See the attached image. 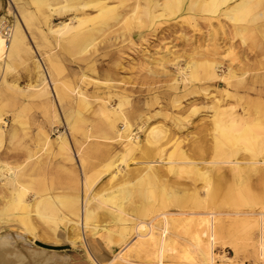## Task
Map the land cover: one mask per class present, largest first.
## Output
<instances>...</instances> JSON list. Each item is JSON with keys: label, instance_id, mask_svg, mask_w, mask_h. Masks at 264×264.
<instances>
[{"label": "bare ground", "instance_id": "1", "mask_svg": "<svg viewBox=\"0 0 264 264\" xmlns=\"http://www.w3.org/2000/svg\"><path fill=\"white\" fill-rule=\"evenodd\" d=\"M67 1L76 2L70 9L83 11L93 8L95 14L91 16L83 11V14L74 13L68 20H61L57 24L46 23L48 31H39V42L36 43L38 47H44L40 51L46 67L39 56L35 58L33 55L35 49L26 40L23 30L25 24L31 26L29 21L33 11H29L27 4L21 0H14L16 14L0 6V26L5 21L12 22L8 25L9 34L0 30V72L4 77L15 62H22L30 81L26 89H22L5 80L0 86V101H7L8 90H11L9 96L15 103L18 96L22 98L20 105L37 101L42 104L48 123L60 122L53 101L49 98V80L55 98L64 106L63 118L70 136L74 132L82 136V140L72 137L79 148L78 162L82 168V175L79 176L72 165L74 157L64 133H59L56 142L52 143L49 135L39 129L35 137L38 143L30 145L25 142L27 119L13 113L11 128L4 131V112L0 108V148L5 139L9 141L8 148L0 151V222L6 223L0 228L7 227L0 232V264H61L58 256L52 254L55 248L37 243L57 246V243L40 240L51 237L45 235L44 231L40 232L35 219H47L50 232L55 236L63 237L55 234L63 225L74 236V241H80L81 229L87 228L94 233L100 231L108 247L112 241L121 243L120 249L110 255H91L90 264H243L232 260V257H219L214 252L218 241L223 243L231 223L241 222L245 225V233L253 229L257 231V238L249 237L248 244L256 260L264 264V142L255 141L247 146V139L241 138L244 133L242 129L247 127L245 124L254 120H249V117L264 113V70L259 71L257 66L258 71L249 79L244 77L245 72L235 75L232 66L244 68V59L236 57L238 52L229 47L223 49L224 44L216 41H211L210 47L199 50L200 55L206 56L199 62L183 64L176 60L178 56H171L173 51L169 49L157 56H145L150 58L146 64L147 72H154L152 64L161 67L163 73L167 71V65H172L174 76L171 78V88L177 89L182 83L184 90H187L195 81L202 85L200 90L211 98L208 108L213 111L216 142L205 146L200 143L201 139L192 138V142L190 140L187 145L195 153L211 151L226 158L195 161L189 158L182 139L175 137L167 128L149 123L152 115L141 119L137 128L143 132V138L133 132L130 113L122 108L129 102L126 96H117V106L113 107L108 103L109 95L112 94L88 96L76 82L63 80L61 56L56 50L57 47L61 48L66 58L81 61L86 69L93 72L96 61L93 57L100 38L112 33L114 39L122 41L127 34H132L134 27L139 30L135 35L141 37L140 29L144 25H154L165 13L173 14L178 8L177 4L184 0H145L143 10L139 0H135L128 9L122 7L123 0H117L115 4L109 3L110 0ZM177 10L186 14V18H194L191 15L195 10L210 12L201 18L209 22L211 35L219 30L224 35L228 34L220 18L224 16L231 24L234 36L239 38L241 51L246 45L248 32L264 37V0H185V5ZM11 14L12 20L9 19ZM111 20H115V24L111 25ZM252 49L256 55L264 54L263 43H255ZM228 53L234 56L231 57L230 65L223 69L217 59ZM256 63L259 65L260 60ZM261 67H264V63ZM79 80L80 83L108 88L116 84L110 75L98 79L95 75H87L84 70L79 72ZM221 81L236 91L252 92L256 98H247L239 114L233 107H223L216 94L208 88V82L219 86ZM222 91L229 94L225 88ZM90 98L94 100L90 101ZM173 102L179 104L178 100ZM89 110L96 118L90 119L85 115ZM197 111L196 107H192L190 112L194 114ZM172 118L175 126L183 127L179 126L183 118ZM118 122L122 123L121 131L117 128ZM258 122L259 119L255 118V123ZM87 138L115 141L119 143V150L112 151L110 146L93 141L83 145ZM52 146L51 155L56 156L57 162L53 169L51 166L55 162L48 157L39 158L38 153L41 150L49 152ZM100 146L105 148L101 149ZM239 146L248 149V160L236 158ZM93 156L103 164L99 171L88 174V160ZM65 162L69 163V167H66ZM121 164L123 170L120 169ZM224 164H228L227 169L222 167ZM55 168L64 171L63 178H58L52 172ZM244 169L249 170L242 176ZM181 171L187 174L191 184H199L205 190L204 193L178 180ZM105 172H108L114 184L100 191L94 190L98 177ZM227 182L232 185L234 182L235 189L228 192L224 200L218 201L222 187ZM252 183L255 187H262L255 196L246 190L247 185ZM179 186H182L179 189L182 193L190 190L191 194L175 193L174 188ZM258 205H261V209L255 211ZM131 211L146 216L147 220L132 217ZM102 216H109L110 222L99 227L97 221ZM181 231H190V240L178 249L176 244L183 238ZM229 248L235 254L239 250L236 244Z\"/></svg>", "mask_w": 264, "mask_h": 264}, {"label": "rangeland", "instance_id": "2", "mask_svg": "<svg viewBox=\"0 0 264 264\" xmlns=\"http://www.w3.org/2000/svg\"><path fill=\"white\" fill-rule=\"evenodd\" d=\"M117 0H110L109 3L115 4ZM161 2L162 0H152ZM22 3H26L28 10L33 11V17L30 22V27L26 24L23 28L26 40L29 42L31 46L35 49L33 50V55L35 58L38 56L41 58L44 67V59L42 58V52L44 47H38L36 43L39 42V31L46 32L47 26L57 24L61 20H68V18L74 13L94 15L95 10L93 8L84 9L83 11H77L76 8H71L72 4H76V2H71L67 0H41V2H36L32 0H21ZM122 7L125 9L131 8V6L135 3V0H123ZM145 0H139L140 8L143 10L145 8ZM178 8H181L185 5V0L180 2ZM1 8L11 10L14 14L17 13L16 3L14 0H0ZM77 6V5H76ZM177 7L173 14L163 15L162 18L157 19L154 25H144L140 32L142 33L141 37H137L135 35L139 31L136 27L131 30L130 35H126L122 41L120 39H114V34L110 33L105 38H100L97 46V51L94 53L95 61V71H91L85 68L84 64L81 61H74L71 57L66 58L65 53L61 48L57 47V52L59 56H61V64L63 66L62 77L63 80H71L76 82L82 91L87 93L88 96L94 95H109L108 103L110 106H117V96H126L129 100L128 103H125L122 108L130 113L129 121L131 123V127L133 132H137V135L140 138H143L144 134L142 131L138 130V126L140 125L141 119L145 116L152 115L149 119V123L160 125L163 128H167L170 132L175 134V137H179L182 139V143H185V148L189 154V158L201 162V161H209V160H220L226 158L224 155H215L212 154L211 151L209 153H195V150L192 147H188L187 142L190 140L192 142V138L201 139L200 142L202 145H211V143L216 142L215 137L217 136V132L214 127V123L212 120V109L208 108V104L210 103V97L205 95L201 88V84L198 82H193L187 90H184L182 83H179L177 89L171 88V78L173 75L174 68L171 64L167 65L166 72H161V67L156 64H152L153 73L147 72L146 64L150 60V58H145V56L153 55L157 56L162 54L165 50H172L173 54L171 56H178L176 60H180L185 64L186 62H196L202 59H205L206 56L200 55L199 50H204L205 47H210L209 44L211 41H216L220 44H224V48L229 47L235 52H238L236 57L243 58L245 62V67L242 69H237L235 66H232L235 71V75H239L242 72H245L244 77L250 78L252 74L257 70V66L260 70H264V67L261 65L264 63V54L256 55L255 50L252 49L255 43H263L264 45V37H260L258 34L253 32H248L246 35V45L242 47L241 51L239 44V38L234 36V31L231 30V24L226 21L224 16H220L223 23L226 25L227 35L223 33L216 32L211 35L209 22L203 20L201 16L209 15L210 12L204 11L202 13L199 10H195L192 12V17H187L186 14H182ZM185 8V7H184ZM183 9V8H182ZM180 13V14H179ZM13 15L11 14L9 19L12 20ZM46 17V20H45ZM214 21V20H213ZM7 25L12 22H3ZM110 24H115V20H111ZM39 27V28H37ZM50 38L52 37L49 34ZM167 47V49L165 48ZM231 47V48H230ZM46 49V48H45ZM167 52V51H166ZM233 53H228L225 57L217 59L222 63L223 69L230 65L232 62L231 57H233ZM147 61L146 63L144 62ZM184 60V61H183ZM260 60L259 65H256V61ZM231 61V62H230ZM40 62V61H39ZM235 64V62L233 61ZM219 68V70H223ZM263 68V69H262ZM199 69V68H198ZM82 70L91 77L97 76L98 79H104L108 75L113 78V81L116 82L115 86L108 88L103 85H95V84H84L80 83L79 80V72ZM9 81L11 84H15L22 89H26V86L30 83L29 76L25 71V66L22 62H15L14 66L11 70L5 73L3 77L0 72V86L5 81ZM48 80V79H47ZM220 83H223L220 84ZM219 86H216V83L208 82V88L210 92L216 94V97L219 98L221 102V106L223 107H233L236 113H240L242 106L245 105L246 99H254L256 95L252 92H243L241 90H234L231 86H227L225 82L221 81ZM47 86L50 89L49 98L53 101V106L56 110L57 116L60 119V122L53 121L52 123H48L44 116V109L42 108V104L37 101H32L26 104H21L22 98L18 96V99L15 101L9 96L12 92L8 90V95L6 100L0 101V108L4 112V121L2 124V129L4 131H8L12 126V115L13 113H17L18 115L27 119L28 124L25 126L27 135L25 136V142L30 145H35L38 143V140L35 141L36 133L39 129L44 130L50 137L53 142H56L57 135L59 133H64L70 143L71 154L74 157L73 167L74 170L79 173V176L82 175V168L78 162V146L76 145L75 140H82V136L80 133L74 132L72 136L75 140L70 136V132L64 123V113L62 104L58 103V100L54 96V92L52 89V83L48 80ZM228 91L229 94H225L222 89ZM117 94V95H115ZM94 98H90V101H93ZM174 100H178L179 104L173 102ZM262 100L264 101V96H262ZM250 106V105H249ZM196 107L198 111L194 114H191V108ZM23 108V110L21 109ZM135 114V115H134ZM91 118H96L91 110L85 113ZM172 116H179L183 118V123L177 127L174 125V120ZM57 118V119H58ZM254 118V120L250 121L247 127L243 128L244 133L241 138L247 139L248 143H245L247 146L251 145L253 142H264V113L254 114L249 117ZM255 118L259 119L258 123H255ZM63 121V122H62ZM122 123L118 122L117 128L122 130ZM204 127L201 131L200 128ZM21 130V129H19ZM21 132H23L21 130ZM98 134V133H97ZM192 136V137H191ZM83 145H88V142H98L106 147L111 148L112 151L119 150V143L115 141H103L96 138H87ZM9 146V141L5 139L2 143V147L0 151H4ZM225 147V146H224ZM235 146H233L234 148ZM264 147V146H263ZM101 149L105 148L100 146ZM231 148V147H227ZM231 148V149H233ZM239 151L237 152L236 158L240 161H246L249 159L248 149L239 146ZM53 146L50 148V151L47 150L39 151V158H46L52 160V162L56 161V156L54 157L52 154ZM18 152H22V150H18ZM22 158V157H21ZM152 158V157H151ZM150 158V159H151ZM13 160V159H11ZM87 163V162H86ZM89 163V172L88 174H94L101 168L103 162H101L97 157L93 156L88 160ZM66 167H69V163L65 162ZM57 162H55L52 166L55 167ZM122 165V164H121ZM228 164L222 165L224 169ZM121 170L124 169L122 165L120 167ZM249 169H244L242 171V176H245L246 172ZM53 173L56 174L58 178H63L64 171L59 168H55ZM52 173V174H53ZM251 173V172H250ZM179 177L177 178L181 182L191 185V187H196L197 190L204 193V189L200 187L199 184L194 186L190 183V180L187 178V174L183 171L179 173ZM169 177L173 178L171 174H168ZM99 179L96 182L94 190L100 191L110 185L114 184V181L110 179V175L108 172L101 173L98 177ZM64 182V180L62 181ZM234 185V182H233ZM231 182H227L223 185L221 190V197H218V201L224 200L226 194L235 188H233ZM160 186V185H157ZM179 188H174V192L177 194H191L190 190L188 192L182 193ZM235 187V186H234ZM244 187V186H242ZM192 189V188H190ZM247 192H250L253 196L257 195L259 190H262V187H255L252 184L247 185ZM250 199V197L248 198ZM264 210V204L262 205ZM261 205H258L255 211L260 210ZM131 216L134 218H140L147 220L146 216H142L138 214L136 211H131ZM109 216H102L98 221L99 227L110 222ZM37 223V227L40 232L44 231L45 235H50L51 238L40 239L49 243H57V248L52 251V254H56L61 261V264H90L89 258L92 256L99 257L104 255H110L111 252H116L120 249L121 243L117 241H112L109 247L106 245V239L100 235V231L98 233H94L91 229H81V240L74 241V236L70 234L68 229H65L63 225H60L55 234H61L63 237L55 236L50 231L49 223L47 219H35ZM6 223L3 221L0 222V227L5 226ZM245 225L241 222L231 223L229 230L227 231V235L223 239V243H217V246L214 249V252L217 256L225 255L228 257H232V260L242 262L243 264H260L254 254L252 253V247L248 244L250 242V238H257V231L254 229L248 232H244L243 227ZM5 228H0V232L4 231ZM183 238L178 240V244L176 247L178 249L181 246H185L188 244V240H190V231L180 232ZM57 237L58 239L55 240ZM66 236V237H65ZM249 239V240H248ZM236 244L239 247L238 252L235 254L231 248V245ZM37 248L35 245H33ZM38 249V248H37ZM29 250H33L30 248Z\"/></svg>", "mask_w": 264, "mask_h": 264}, {"label": "built area", "instance_id": "3", "mask_svg": "<svg viewBox=\"0 0 264 264\" xmlns=\"http://www.w3.org/2000/svg\"><path fill=\"white\" fill-rule=\"evenodd\" d=\"M0 30L4 33V34H9V27L7 24L3 23L2 26H0Z\"/></svg>", "mask_w": 264, "mask_h": 264}, {"label": "water", "instance_id": "4", "mask_svg": "<svg viewBox=\"0 0 264 264\" xmlns=\"http://www.w3.org/2000/svg\"><path fill=\"white\" fill-rule=\"evenodd\" d=\"M39 245L41 246H44V247H53V248H57V246H51V245H46L44 243H40V242H37Z\"/></svg>", "mask_w": 264, "mask_h": 264}]
</instances>
